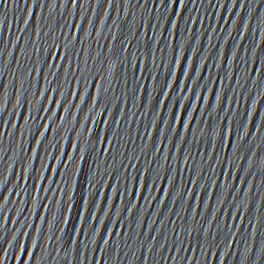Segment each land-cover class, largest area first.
Segmentation results:
<instances>
[{
	"label": "snow or ice",
	"instance_id": "obj_1",
	"mask_svg": "<svg viewBox=\"0 0 264 264\" xmlns=\"http://www.w3.org/2000/svg\"><path fill=\"white\" fill-rule=\"evenodd\" d=\"M69 47H70L69 44H65V45L63 46V50L60 52V59H64V58H65V56H66V54H67V52H68V48H69ZM52 49H55V52H52V53H51V58H50V61H49V67L52 66V65H51V59H55V58L57 57V46H56V45H53ZM109 50L112 51L111 48H110ZM65 73H67V68H65ZM170 86H171V85H169V87H170ZM96 87H97L98 89H100V85H96ZM84 91H85V92L87 91V86H86V84H85V86H84ZM63 94H64L63 92L60 93L61 96H63ZM42 95H43V91H41V96H42ZM97 96H98V95H97ZM97 96H93V97H92V103H93V104L96 103ZM50 99H51V97H49V100H50ZM80 100H81V101L84 100V96H83V95L80 96ZM56 103H57V105H58V104H59V101H57ZM44 110L47 111V107H45ZM64 111L67 112V109L65 108ZM54 112H55V110H53V114H54ZM24 119H25V123L27 124L28 117L25 116ZM93 119H94V118H93ZM61 120L63 121V117H61ZM101 122L103 123V121H101ZM44 127L47 128L48 125L45 124ZM81 127H83V124H81ZM53 131H55V130L53 129ZM89 134H91V129H89ZM39 135H40V137H43V135H44L43 131H41ZM77 136H79V133H77ZM96 139H97L98 141L100 140V135H99L98 133H96ZM106 141H107V137L104 138V142H103V143H105ZM37 143H38V144L40 143V140H39V139H37ZM60 147H61V152H63L64 145H63L62 143H61ZM77 147H78L77 142H72V144H71L72 153L70 154V152H69L68 155H67V161H68V162H72V161H73V152H75V151L77 150ZM33 153H35V148H33ZM89 159H90V151H88V150L86 149V146H84V147L79 146V156L76 157L75 162H74V165L77 166V168H78V173H80L83 177L86 176V173H85V169L82 170V164H83V165L87 164L88 161H89ZM77 160L80 161V164H79V165H77ZM58 161H59V157H57V162H58ZM45 163H47V162L45 161ZM65 169H66V170L69 169V165H68V164L65 165ZM53 171H55V169H53ZM26 174H27V173H26ZM94 174H96V171H95ZM61 175H64V173H61ZM90 181H94V180L92 179L91 176H88L87 179H86V183H88V184L90 185ZM37 187H39V179H38V182H37ZM75 188H76V190H78V191H81V188H82V185H77V179H76V181H75ZM66 194H68V187H67V192H66ZM97 195H99V193H97ZM5 199H7V197H5ZM94 204H95V200L92 199V202H91V204L89 205L88 219L91 218V212H90V209L94 206ZM57 205H58V207H60V202H59V201H57ZM72 210L74 211L75 216H76L77 219H79V220H84V216L82 215L83 211H82L81 209L77 208V206H76L75 204L72 205ZM63 215H64V213H63ZM41 219H43V217H41ZM68 221H69V219H68V218H65V223H67ZM72 227L75 228V223H74V222L72 223ZM37 231H39V228H37ZM79 235H80V233H79ZM106 243H107V242H106ZM21 247H23V244L21 245ZM28 255L31 256V253L28 252ZM17 259H19V256H17ZM0 264H3V256H0ZM24 264H26V262H24Z\"/></svg>",
	"mask_w": 264,
	"mask_h": 264
}]
</instances>
